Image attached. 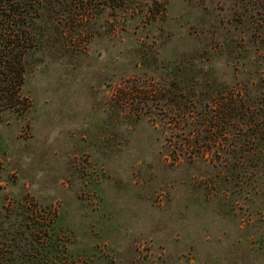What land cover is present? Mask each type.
<instances>
[{
  "label": "rangeland",
  "instance_id": "obj_1",
  "mask_svg": "<svg viewBox=\"0 0 264 264\" xmlns=\"http://www.w3.org/2000/svg\"><path fill=\"white\" fill-rule=\"evenodd\" d=\"M21 4L32 106L0 112V235L40 209L74 264H264V0Z\"/></svg>",
  "mask_w": 264,
  "mask_h": 264
},
{
  "label": "trees",
  "instance_id": "obj_2",
  "mask_svg": "<svg viewBox=\"0 0 264 264\" xmlns=\"http://www.w3.org/2000/svg\"><path fill=\"white\" fill-rule=\"evenodd\" d=\"M26 0H4L6 10L13 13H4V18L9 24L0 29V112L12 111L25 114L32 104L27 97L22 96L21 88L25 80L26 55L32 47L31 33L23 28L26 22V14L21 10V4ZM27 6V2H26ZM28 13V12H26ZM236 105L228 104L224 108L222 116L226 119L222 127L229 131L231 120L237 115ZM212 110V109H211ZM211 139L202 135L198 144L202 153L215 148L219 151L226 146L222 128L216 127L215 133L211 130ZM232 145V143H229ZM40 209L26 208V224L23 229H14L8 235H0V264H71L67 250L58 239V235H38L52 232L55 219L52 217L40 218ZM44 219L41 225L38 220ZM52 234V233H51ZM74 264V263H72Z\"/></svg>",
  "mask_w": 264,
  "mask_h": 264
}]
</instances>
